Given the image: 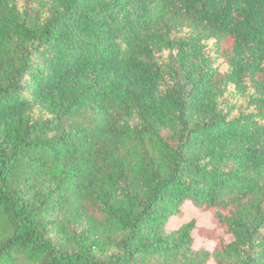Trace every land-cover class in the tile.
Listing matches in <instances>:
<instances>
[{
	"label": "trees",
	"instance_id": "trees-1",
	"mask_svg": "<svg viewBox=\"0 0 264 264\" xmlns=\"http://www.w3.org/2000/svg\"><path fill=\"white\" fill-rule=\"evenodd\" d=\"M209 261L264 264V0H0V264Z\"/></svg>",
	"mask_w": 264,
	"mask_h": 264
},
{
	"label": "rangeland",
	"instance_id": "rangeland-1",
	"mask_svg": "<svg viewBox=\"0 0 264 264\" xmlns=\"http://www.w3.org/2000/svg\"><path fill=\"white\" fill-rule=\"evenodd\" d=\"M183 215L179 219L172 221V226H177L180 223L190 221L194 219L197 222L198 229L194 232L195 247L204 246L208 249L213 248L215 242L207 239V231L211 230L214 225L212 223L211 214L206 210H198L190 202H185L182 206ZM217 235L221 234V231L216 232ZM207 264H213L209 261Z\"/></svg>",
	"mask_w": 264,
	"mask_h": 264
}]
</instances>
